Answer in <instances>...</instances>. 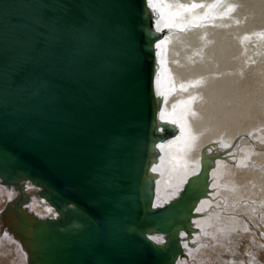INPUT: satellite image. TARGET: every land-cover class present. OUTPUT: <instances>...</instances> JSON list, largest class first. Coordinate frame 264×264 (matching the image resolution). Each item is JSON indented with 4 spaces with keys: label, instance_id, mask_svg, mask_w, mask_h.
<instances>
[{
    "label": "water",
    "instance_id": "obj_1",
    "mask_svg": "<svg viewBox=\"0 0 264 264\" xmlns=\"http://www.w3.org/2000/svg\"><path fill=\"white\" fill-rule=\"evenodd\" d=\"M153 22L146 0H0V181L22 187L5 211L12 231L31 244V264H98L97 254L86 258L89 243L95 235L111 245L109 227L133 231L136 245L160 264L184 254L181 231L195 229L215 162L203 156L180 194L153 207L149 163L156 143L177 131L159 121L155 51L165 34ZM14 36L20 48L11 49ZM137 62L147 68L141 76ZM25 180L40 187L58 217L24 209ZM130 203L143 226H133V216L117 224ZM104 219L113 222L98 226ZM158 232L163 243L149 239ZM100 254L126 256L118 247Z\"/></svg>",
    "mask_w": 264,
    "mask_h": 264
},
{
    "label": "bare ground",
    "instance_id": "obj_2",
    "mask_svg": "<svg viewBox=\"0 0 264 264\" xmlns=\"http://www.w3.org/2000/svg\"><path fill=\"white\" fill-rule=\"evenodd\" d=\"M193 4L202 6L193 8ZM158 7L153 24L165 34L155 51L159 121L172 123L177 131L156 143L158 155L149 163L155 183L153 207L164 206L180 194L199 170L203 156L211 155L215 162L208 195L199 200L192 217L195 229L181 231L184 254L174 264H230L229 260L231 264H264L256 258L258 251L264 254V0H163ZM14 37L11 49L20 48L19 37ZM133 69L141 76L147 68L137 62ZM22 184L28 199L24 209L36 216L33 202L37 197L44 206L38 210L36 204L38 214L44 216L47 211L52 216L47 218L58 217L59 211L39 193V186L30 180ZM20 188L0 181L4 201L0 207V264H21L23 255L31 264V244L12 231V219L5 211L14 207L22 194ZM127 209L116 214L117 224V218L133 216V226H143L146 219L139 217V210L132 203ZM161 220L165 224L171 219L167 215ZM108 222L113 220L104 219L98 226ZM60 233L56 230L53 235ZM131 234L109 227L106 237L114 239L111 245L94 235L86 258L97 254L98 264H160L136 245ZM164 236L149 233L158 243L165 241ZM244 239L248 242L245 261L240 262L234 253V258L226 257L236 241ZM115 247L133 259L121 256L123 260L118 261L117 256L100 254Z\"/></svg>",
    "mask_w": 264,
    "mask_h": 264
},
{
    "label": "rangeland",
    "instance_id": "obj_3",
    "mask_svg": "<svg viewBox=\"0 0 264 264\" xmlns=\"http://www.w3.org/2000/svg\"><path fill=\"white\" fill-rule=\"evenodd\" d=\"M210 135H211V133H209ZM3 199V197L2 196H0V207L2 206V204L4 203V201H1ZM34 204H33V206H34V210H33V212L36 214V216H38V217H40V218H47L48 216H49V214L47 215V211L46 212H44V216H42V214H38V212H36V204H38V210H44V206H42V202H38V198L37 197H35L34 198V202H33ZM1 213V212H0ZM49 217H52V216H49ZM4 236V235H3ZM246 242V243H245ZM247 244H248V242L247 241H245V239L244 240H242L241 242L240 241H236V246H237V248H236V246L233 248V249H231V252L230 253H227L226 254V257H228V258H231L232 256V258H234L235 256L234 255H236L237 257H238V259H239V261L241 262L243 259V261H245V258H246V255H247V253H248V250H247ZM242 247V248H241ZM245 247V248H244ZM228 248H230L229 247V245L228 246H226V248L225 249H228ZM245 249V250H244ZM239 250V251H238ZM247 250V251H246ZM259 250V249H258ZM244 251V252H243ZM246 251V252H245ZM259 252V253H258ZM257 253L259 254V256L258 257H256V256H253V257H256L257 259H258V262H260V261H263L264 259V254L262 255V253H261V251H258ZM233 253H234V255H233ZM243 253V254H242ZM243 256H242V255ZM243 258H242V257ZM248 256V255H247ZM241 259V260H240ZM255 261H256V259H255ZM231 262H232V260H229V263L231 264ZM2 264H5V262H2ZM21 264H27V261H26V258H25V256L23 255V261H22V263Z\"/></svg>",
    "mask_w": 264,
    "mask_h": 264
},
{
    "label": "snow or ice",
    "instance_id": "obj_4",
    "mask_svg": "<svg viewBox=\"0 0 264 264\" xmlns=\"http://www.w3.org/2000/svg\"><path fill=\"white\" fill-rule=\"evenodd\" d=\"M163 0H146V4L147 6L153 11L156 12L157 14H159V7L158 4L162 3ZM202 5H196L193 4L191 7L195 8V7H201ZM181 7H183V5H181ZM157 25H159V20L156 21ZM157 31H160L159 27H157ZM159 46V45H157ZM149 239H156L154 237H149ZM157 242H159V240H157Z\"/></svg>",
    "mask_w": 264,
    "mask_h": 264
}]
</instances>
